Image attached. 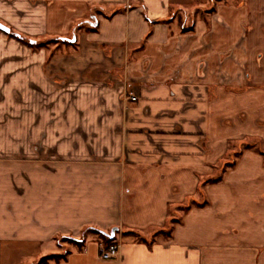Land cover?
<instances>
[{
	"label": "crops",
	"instance_id": "obj_1",
	"mask_svg": "<svg viewBox=\"0 0 264 264\" xmlns=\"http://www.w3.org/2000/svg\"><path fill=\"white\" fill-rule=\"evenodd\" d=\"M0 23V264H264V0H0Z\"/></svg>",
	"mask_w": 264,
	"mask_h": 264
},
{
	"label": "trees",
	"instance_id": "obj_2",
	"mask_svg": "<svg viewBox=\"0 0 264 264\" xmlns=\"http://www.w3.org/2000/svg\"><path fill=\"white\" fill-rule=\"evenodd\" d=\"M87 21H83L81 20L79 23H76L74 27H80L82 25H86L88 29H95L96 26H95V21L92 20V21H89L88 23H86ZM57 42H63V43H69V39L67 38H64V37H50V38H46V39H42L39 41L40 44H44V45H49L51 43H57ZM251 146V145H250ZM238 152H235L234 155H237ZM231 156L227 159V161L225 162L224 164V168H226V166H231L233 165L234 163V156L232 154H230ZM226 165V166H225ZM221 177V175H218L217 177H214L213 179H210L212 181H215V180H218L219 178ZM97 230V229H96ZM171 231H172V227L171 226H168L166 228H163L161 230V232L165 235V236H169L171 235ZM102 237L105 239V241L107 242V244L111 243V238L109 237V235H107V233H103L101 231H98ZM73 241L77 242V243H81L82 242V239H76V238H72ZM53 258L58 261L61 256L56 254V255H53ZM43 260H46L47 258H42Z\"/></svg>",
	"mask_w": 264,
	"mask_h": 264
},
{
	"label": "rangeland",
	"instance_id": "obj_3",
	"mask_svg": "<svg viewBox=\"0 0 264 264\" xmlns=\"http://www.w3.org/2000/svg\"><path fill=\"white\" fill-rule=\"evenodd\" d=\"M76 34H77V32H76ZM73 36H74V32L71 31L68 34L67 37H69L70 39H72ZM76 37H77V35H76ZM76 40H77V38H76ZM76 40L74 42H76ZM48 46H49L50 49L54 48V50H56V51H59L60 49H62V50H65L66 49V51H70V50L72 51L74 49L73 44H71V43H63V42L51 43ZM234 146H239L238 142H236V145L234 143ZM230 151H231V149H230ZM230 153L231 152H229V154ZM233 156H234V154H233ZM188 200L190 202H193L192 199H188ZM56 240H57V243H60V245H61L60 246L61 248H58V251H60L61 253H66L68 250H70L73 247L72 242H75V241L72 240V237H69V236H59V237H57ZM53 251H54V249H53ZM40 258H41L40 255L36 256L35 258L32 259L31 264H39L41 262H46V260H47V259L46 260H43L42 258L41 259ZM27 262H28V260H27Z\"/></svg>",
	"mask_w": 264,
	"mask_h": 264
},
{
	"label": "built area",
	"instance_id": "obj_4",
	"mask_svg": "<svg viewBox=\"0 0 264 264\" xmlns=\"http://www.w3.org/2000/svg\"><path fill=\"white\" fill-rule=\"evenodd\" d=\"M132 100H135L137 97L135 95H131L130 97ZM119 255V245L116 242H111L106 245L102 252L101 256L104 259L114 258Z\"/></svg>",
	"mask_w": 264,
	"mask_h": 264
},
{
	"label": "water",
	"instance_id": "obj_5",
	"mask_svg": "<svg viewBox=\"0 0 264 264\" xmlns=\"http://www.w3.org/2000/svg\"><path fill=\"white\" fill-rule=\"evenodd\" d=\"M0 29L5 30V31H9V27H7L6 25H4L2 23H0ZM71 40L74 41L75 37H73ZM116 230H117V227H113L111 229V231L109 233H107V235H109L112 238L114 236Z\"/></svg>",
	"mask_w": 264,
	"mask_h": 264
},
{
	"label": "flooded vegetation",
	"instance_id": "obj_6",
	"mask_svg": "<svg viewBox=\"0 0 264 264\" xmlns=\"http://www.w3.org/2000/svg\"><path fill=\"white\" fill-rule=\"evenodd\" d=\"M71 40V39H70Z\"/></svg>",
	"mask_w": 264,
	"mask_h": 264
}]
</instances>
